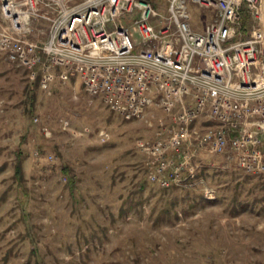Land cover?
<instances>
[{"label": "rangeland", "instance_id": "obj_1", "mask_svg": "<svg viewBox=\"0 0 264 264\" xmlns=\"http://www.w3.org/2000/svg\"><path fill=\"white\" fill-rule=\"evenodd\" d=\"M191 10L202 32L210 13ZM58 81L31 94L0 56V264H264V175L202 152L192 188L161 189L136 143L170 117L125 121L78 77Z\"/></svg>", "mask_w": 264, "mask_h": 264}, {"label": "built area", "instance_id": "obj_2", "mask_svg": "<svg viewBox=\"0 0 264 264\" xmlns=\"http://www.w3.org/2000/svg\"><path fill=\"white\" fill-rule=\"evenodd\" d=\"M2 1L0 56L42 89L78 77L125 121L170 117L136 143L150 183L192 188L202 152L264 175V0ZM191 7L210 13L202 32Z\"/></svg>", "mask_w": 264, "mask_h": 264}, {"label": "trees", "instance_id": "obj_3", "mask_svg": "<svg viewBox=\"0 0 264 264\" xmlns=\"http://www.w3.org/2000/svg\"><path fill=\"white\" fill-rule=\"evenodd\" d=\"M243 24H244V26L246 27L247 26V20H246V18L243 20ZM38 85V82L37 81H34V82H32L31 84H30V90H31V94H32V91L35 89V87ZM30 111H32L31 109H30ZM20 172H21V170H20V166L19 165H17V167H16V176H19L20 175ZM200 176V173H198V175H197V177H199ZM147 181H148V179H147ZM149 182V181H148ZM150 183V182H149ZM152 184V183H151ZM171 188H175V187H171Z\"/></svg>", "mask_w": 264, "mask_h": 264}]
</instances>
